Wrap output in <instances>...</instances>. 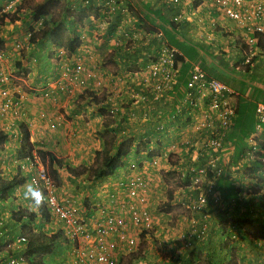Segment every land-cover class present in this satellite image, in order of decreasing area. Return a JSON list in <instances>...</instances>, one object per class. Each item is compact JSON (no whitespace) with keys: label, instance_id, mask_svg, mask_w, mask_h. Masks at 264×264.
<instances>
[{"label":"crops","instance_id":"obj_1","mask_svg":"<svg viewBox=\"0 0 264 264\" xmlns=\"http://www.w3.org/2000/svg\"><path fill=\"white\" fill-rule=\"evenodd\" d=\"M66 1L64 2L65 4L63 3L64 10H68L67 5L72 7V4L76 3L71 0ZM59 2V0H55L53 6H56ZM117 2L120 5V9L116 10V13L112 16L113 19L115 17L117 18L116 25L114 30H111L108 34L105 31L104 34L100 35L93 29L91 18L100 14L97 7L92 6L85 10L74 12L79 13L77 18L75 17V24L77 26L75 29L73 27L70 29L68 26L67 29H70V35L75 32L79 43L71 53L63 49L59 62L50 63L49 57L55 56L57 51L56 49L54 50L55 47L50 44L47 38H35L28 48V56H20V63L29 68L28 70L26 69V72L31 77L28 78L27 84L35 88L36 93L39 95L41 90L48 89L47 91L50 93V96L57 99V103L51 104L48 100H45L47 103L43 102L42 99H38L39 102L35 101L31 95H28L25 102L26 116L24 123L29 131L30 142L33 140L34 142L37 140L47 141L48 138L59 141V146L65 149L63 156L65 157L67 155L70 159L74 158L72 163L82 162L83 164V160L90 156L93 150L100 149L103 140L102 133L108 132L110 128L113 130L110 137L115 141H119L121 137H132L133 140L128 148V152L122 158V164L119 166L120 170L118 169L119 172L117 174L114 171L116 176L110 181V187H112L113 192L115 188L117 194H121L122 197L120 198L121 195H117V199H108L107 201L108 203L116 202L114 203L116 207L120 199H125L123 193L116 186V177L118 179L124 177L130 172L128 165L135 164L134 166L142 171L149 180L145 203L150 211L157 200L155 198L162 199L161 193L156 192L160 189L158 187L160 179L156 180L155 177L159 176L158 171L174 170L180 171L182 174L184 172L180 161L179 165H168L163 154L157 153L149 141V138L154 137L157 140H162V144H166L164 147H168L169 143L167 141L176 135L179 138V145H181L180 141L182 136L177 135L179 131H173L167 128L163 134L154 133L152 124L153 114L156 110H149L148 116L152 118L144 120L143 115L146 113V108L137 102L139 95L144 91V86H146L145 84L148 80L146 75L158 48L163 43L168 42L166 34H170L171 40L176 45H179L180 49L175 45L172 47L179 54H182L184 63H187L189 67L193 63H199L202 70L212 77L227 74L228 77H224V81L220 80L226 84L227 81H231L230 78L233 76L232 67L235 69L234 62L239 63L243 59L230 46V40L232 38L237 39L241 32L220 11L210 9L205 0H182L183 4L181 2L169 4L167 0H117ZM177 13L188 15L187 20L179 21L178 19H173ZM64 16L67 17V15H62V18L65 20L66 18ZM171 25L174 27L173 30L170 28ZM108 26H106V30ZM68 30H66V34ZM156 32H160V35L157 36L155 34ZM0 38H3L4 46L6 45L7 50H10L9 46H11V42L9 45L8 38L5 41V37L1 33ZM191 56L194 59L191 60ZM75 64L82 65L83 71L80 76L83 77L84 83L81 86L73 82L65 81V77L62 76L65 70L71 72ZM263 65L264 53L258 52L250 64L249 70L245 71L250 72L251 75L255 74L256 79H258L251 81L250 85L264 91ZM189 67L184 73V78L188 75ZM30 69L31 72L29 71ZM51 70H56L57 73H61V77H58L56 80H62L64 82L63 86L50 82L53 80L45 82L51 79L48 77L52 73ZM180 74L181 71L179 69ZM181 85L182 83H180ZM250 85L246 84L243 90L239 91L237 89L236 91L228 84L229 87L243 97L251 95L253 87H250ZM173 91L175 94L174 98L177 99L181 95L180 89L174 87ZM258 96L260 98V94ZM75 99L78 101L73 102ZM56 104L58 107L55 108ZM111 107L117 108L113 110ZM62 113L67 115V120L62 117ZM40 115L43 117L41 118ZM51 116L54 117L52 121L50 120ZM119 126L124 127V131L116 130L117 127L118 129L120 128ZM15 132L16 130L13 129L11 135ZM142 132L148 134L147 137H144V140L149 142L146 143L142 150H139L136 145V137ZM15 139V137L10 136L5 142L7 145H4L5 143L3 144V152L5 154L7 153L8 156L11 153L6 151L7 148L9 150H12L14 147L17 148ZM74 141L79 143L78 148L74 149L72 145ZM148 152L152 153V157H146V153ZM237 160L235 163L231 161L232 165H235ZM151 161L154 162L151 163ZM246 167L249 169L248 166ZM226 170L227 172H231L227 175H230L229 177L240 186L252 182L249 184H254V186L263 190L264 170L261 172L257 171L258 173L255 172V174L251 171V175H255L251 179L247 178L245 174H240L241 168L239 167L231 169L228 166ZM20 175L26 177L23 173ZM75 178H78V176L70 179L71 182L69 181L65 186L70 193L73 192L70 190L73 187L72 185L77 181ZM26 184L27 181L14 189L12 196H15V199H23L22 193L24 185ZM179 191L185 192V188ZM176 192L178 193L177 189L173 192V195L177 194ZM262 192L259 194H262ZM177 198L178 196H176ZM178 200L180 201L181 199ZM252 200L258 201V199ZM2 203L9 205L7 200ZM206 208L205 221L207 229L202 235H200L199 216L190 213V211L185 217H181V215L174 217V228L169 226L170 229H168L169 227H162V219H165L168 215L162 214L161 217L159 216L155 219V224L159 228L155 233H152V236L156 237L168 229L161 236L165 238L159 240V247H146L141 249V253L145 256L139 258V261L136 260L133 264H190L191 257L188 252L191 249L188 251L187 249H183L182 246L177 245L176 242L174 243V237H181V243L184 246H188L195 239L199 243L196 245L192 243L189 246L195 252L197 251L198 244H201L202 248L200 252H205L206 243L212 238H218L220 228L215 222H218L220 216H223L220 211L216 212V207H214L213 203H208ZM160 220L161 222H159ZM193 220L195 222H192ZM183 223L184 225H182ZM176 225L182 226L180 227L181 231L177 235L174 234ZM130 228V225L127 226L126 231H129ZM51 232L53 231L51 230ZM142 233L144 234L143 239H148L147 233ZM129 234L134 236L135 241L137 240L136 233ZM68 248L70 250V247H67L66 251ZM255 257V261L257 262L259 257ZM194 258L195 256L191 259ZM222 261H225V259Z\"/></svg>","mask_w":264,"mask_h":264},{"label":"built area","instance_id":"obj_2","mask_svg":"<svg viewBox=\"0 0 264 264\" xmlns=\"http://www.w3.org/2000/svg\"><path fill=\"white\" fill-rule=\"evenodd\" d=\"M71 1L76 2L78 8L82 10L92 6L98 8L100 14L93 16L91 22L94 31L100 35L105 33L106 26L112 23L113 14L120 9L117 0ZM167 1L169 4L180 2L183 4L182 0ZM14 2L17 0H8L0 13L14 10ZM205 2L210 9L220 11L240 30L239 37L230 40L231 49L236 50L243 57L239 62L240 65L251 64L252 57L258 52L264 53L258 47L259 40L264 39V0H205ZM187 18L188 15L184 13H177L173 17L179 21ZM6 21L8 22L7 19ZM40 24V20L31 22L32 28H27L24 33L28 41L20 43L17 40L12 49L21 51L27 48L31 34ZM155 34L159 36L160 32ZM56 51L55 56L61 58L63 48H58ZM9 55V51L0 48V131L9 133L15 129L16 132L13 134L21 138L19 122L24 120L26 112L22 107L24 100L22 95H15L18 87L13 84L12 72L6 70L4 66L9 60ZM177 55H179L177 50L167 43H163L158 48L146 75L148 79L146 86L137 102L146 108L144 120L152 118L147 116L149 110H156L153 114V132L163 134L167 130L166 123H174L175 130L179 131L177 135L182 136L180 144L186 145L192 142L195 146L183 172L184 175L189 176L188 188L179 199L182 204L185 203L184 206L190 213L199 216L200 235H202L207 229L205 207L208 201L213 204L218 202V192L214 189V184L223 172L227 171V167L231 169L243 167L239 162L253 161L257 153L260 155L257 156L258 159L264 163V103L256 102L254 106L256 130L248 135L247 146L239 155L237 163L232 165L230 158L232 147H224L222 141L235 111L234 101L232 102L231 99L232 97L235 99L238 93L222 81L207 75L198 63H193L189 67L184 86L178 85L179 63L175 60ZM82 71V65L75 64L71 72L65 70L62 76L65 77V81L81 86L84 83L83 77L80 76ZM53 82L56 83V80ZM57 83L63 86L64 82L59 80ZM174 87H178L181 92L177 99L174 98ZM47 90H41L40 94L45 97L50 96ZM116 108L111 107L113 110ZM194 133L198 135L197 140L189 141V136ZM13 163L18 172L27 174L28 183L34 180L44 192L47 198L45 206L50 216L59 223L69 240L72 264H118L121 243L129 247L134 244V238L125 233L126 225L148 230L154 224L145 203L149 180L134 166L135 164H129L130 172L116 180V186L125 196V199L117 205V209L109 210L107 207L98 206L93 208L95 210L89 216V220L84 221L74 208L66 207L56 200L55 186L51 177L35 153H31V157L14 158ZM6 219L5 212L0 211V264H27L20 246L21 243L25 244L24 235L17 234L14 241L18 242L17 250L13 255H8L10 244H6L1 235V228ZM6 230L4 227L3 231ZM231 230L236 231L234 227ZM5 238L7 239V235ZM263 245V241H256L258 249L262 250ZM260 264H264L263 257L260 259Z\"/></svg>","mask_w":264,"mask_h":264},{"label":"rangeland","instance_id":"obj_3","mask_svg":"<svg viewBox=\"0 0 264 264\" xmlns=\"http://www.w3.org/2000/svg\"><path fill=\"white\" fill-rule=\"evenodd\" d=\"M7 1L8 0H0V12H1V9H4V7L6 6ZM59 1L60 2L58 4H56V6H53V3H52L47 8L48 13H47V16L45 17L46 20L48 19V17H51L55 20L61 21L62 15H67L68 18L77 17V15L79 13H74L75 11H77V7H78L76 5V3H74V7L67 5L68 9L71 10V12H72L71 13L67 9L64 10V4H65L64 2L66 0H59ZM38 3H40V0H17V2H14V4H13V9H15V11H13V10L9 11L7 13V16H4L3 13H0V33L3 37H5L4 38L5 41L8 38V44L9 45L11 42V46H9L10 49L11 48L14 49V47H15L14 42L17 40L20 41V43H25L26 41H28V39L23 38V37H25V34H24L25 30H27V28L29 26V22L31 20L29 15H28V11H30V9H33L35 7V5ZM66 3H67V1H66ZM4 17H6V18H4ZM11 17H17L18 19L11 20ZM6 19L8 20V22L6 21ZM44 25H45L44 27H46V23ZM76 26H77V24L73 28L75 29ZM41 31L42 30H40L39 32L38 31L34 32V35H35L34 38L39 37ZM9 38H14V39H9ZM30 46H31V44H29V46H27V48H24L21 51L15 50L16 52L20 51L19 54L12 56L13 59L8 60V62H6L4 64L6 70H10L12 72V75L14 77L13 84L18 87L17 88L18 91L15 92L16 93L15 95L21 94L23 99H24L23 104H22V107H24V110H25L26 98L28 95H31V97L34 98L35 101H38V102H39V100L42 99L43 102H46L45 100H48L51 104H53L55 102L57 103V99H55L51 96L45 97V96H42L41 94L39 95L38 93H36L35 88H32L31 86H29L27 84L28 78L31 77L28 74V72H26V69L28 70L29 68L22 65L20 63L19 58H20V56L21 57L28 56V54H29L28 48ZM0 48H2V47H0ZM49 58H50V63H57L60 61V58L57 56H52ZM260 63L263 64L262 61H260ZM241 66L242 65L238 64L237 68H240ZM263 69H264V65H263ZM247 70H249V69H247ZM29 71L31 72V69ZM51 72L52 73L49 74V76H48L51 79H48L45 82L50 81V80H56L58 77H61V73H57L56 70L55 71L51 70ZM232 73H233V76H232V78H230L231 81H227L226 84L227 85L229 84V86H231L234 89H242V90H243V85H245L246 82H249V79L252 78V75H253V74L251 75L250 72H246L243 69H234V67H232ZM221 75H215L214 77L219 79V80H223V81L225 80V78L228 77L227 74H221ZM50 82H53V81H50ZM181 86H184V84H182ZM77 101L78 100L75 99L73 102H77ZM59 103H60V101H59ZM56 107H58L57 104L55 105V108ZM60 108H61V106H60ZM58 112H59V110H58ZM59 113H61V112H59ZM42 117L43 116H41V118ZM62 117L66 120L68 119L67 115H65L64 113H62ZM53 118L54 117L51 116L50 120L52 121ZM23 121H25V120H23ZM174 125H175L174 123L173 124L166 123V127L172 129L173 131H175ZM176 126H178L177 123H176ZM110 134H111L110 132L109 133H107V132L102 133V137H103L102 145L105 142L111 140ZM37 141H39V140H37ZM65 141H67V140H65ZM145 141H147V140H145ZM149 141L152 143L151 145H152V147H154V150L156 149L155 151H157V153L159 152L160 154H163V157H164V159L168 165H173V164L179 165V161L182 158V155L184 154V149H182L180 147L179 142H178L179 138L176 135H175V137H171L170 140L167 141V143H169L168 147H164V145H166V144H162V142H163L162 140H157L154 137L149 138ZM149 141H147V142H149ZM32 142H34V140ZM40 142H43V146L45 148H47L51 153H53L56 157H58L61 160V167H58L56 165H52V167L50 166V168H53L56 170V174L52 177L48 171V167L46 166V164L42 163L41 160L39 159V161L43 164L46 172L51 177V181H52L53 185L55 186V197H56V200L60 204L66 206V207L74 208L76 210V212L80 215L81 219L84 221L89 220V218H90L89 216L95 210L93 208H96L98 206L107 207L109 210L117 209L114 206V203H116V202L108 203L107 200L108 199H115V198L117 199L116 196L121 195V194H117V190L115 188H114V192H113L112 187H110V184H111L110 181L114 179L116 174L119 172L120 167H117L114 170L116 172V174H114V172H113L112 174H110L106 177H103L102 179H95V180L88 179L86 173L83 170L87 169L93 163V161L95 159V151L96 150L92 149L93 152L91 153L90 156L85 158L86 160L85 159L83 160V164H82V162L72 163L74 158L70 159L69 156H67V155L65 157L63 156L65 153V149H64V147L62 148L61 146H59V144H58L59 141H54L51 138H48L47 141L42 140ZM3 144L0 146V149H2V154H0V176H6V175L11 174V173H12L11 175L22 174L21 172L17 171V169L15 167V163H13L14 157H16V155H14L13 152H15V154H16V148L14 147L12 150H9L7 148L6 151L11 153V155L8 156L7 153L5 154L3 152L4 151ZM4 145H7V144L5 143ZM15 145H16V143H15ZM15 145H12V146H15ZM72 145H73L74 149L79 147V143L77 141H74V143ZM72 145L70 144V146H72ZM137 147L139 150L143 149L142 145L138 144ZM100 149H98V150H100ZM72 153H75V152H72ZM257 156L259 157L260 155H258V153L255 154L254 160L258 159ZM17 158L20 159V157H17ZM239 163H241L245 167V168L239 167V168H241L240 174H242V175L245 174V175H247V178H250V179L255 177V175H251L250 170L246 167V166L249 167V164H251V161L245 160L244 163L241 161ZM66 165H68L69 167H75V169H77V171L80 173V174L76 175V176H78V178H75V179H77V181H75L74 184L72 185L73 187L70 190H72L73 192H71V193L67 191L68 189L65 186L69 183L70 179H74V175H72L71 173H68L66 171V167H65ZM263 165H264V163H263ZM158 172H159L158 173L159 176L158 177L155 176V177H156V180L160 179V183L158 186V187H160V189H159V191H156V192L161 193L162 199L155 198L157 200L153 204V206L151 207V210L149 211L150 216L152 217L154 224L148 230H141L139 228L130 226L131 228L129 229V231H126L127 226H129V225H126V227H125L126 235H130L129 233H132V234L136 233V239L137 240L135 241V244H133V246H131V247L126 246V245H124L122 247L123 244H121L119 246L120 250L118 251L119 252L118 257H120L121 255H123V257H125V255L127 253H132L133 256L135 257L130 264H133L136 260L145 256L143 253H141V249H144L146 247H153L154 248V247L160 246L159 240L165 238V237L164 238L161 237L162 234L166 233V231L168 229H170L169 226L174 228L173 227V224L175 221L174 217H177V215H181V217H185L187 214H189V209L184 206L185 203L182 204V203H180L181 200L180 201L178 200L180 198V196L184 193V192H180L179 190L183 189V188H185V190H187V188H188V186H187L188 182H186L183 179L181 172L180 171H174V170H168V171L159 170ZM225 174H227V173H225ZM25 175H26V173H25ZM71 176H73V177L71 178ZM223 176H225V175L223 174ZM116 180H118V177H116ZM26 181H27V179H26ZM27 183H28V181H27ZM249 183H252V182H249ZM249 183H247L241 187L242 196L243 197L246 196V198H247L249 195H252L254 197L258 195L256 197V199L259 200V198H260L259 193L261 191H263L262 193H264V188L262 190L261 188L254 186V184H249ZM258 188L260 189V191ZM176 189L178 190V193L176 192L177 194L173 195V192ZM111 194L113 197L111 196ZM176 196H178L177 199H176ZM121 197H122V195L120 196V198ZM65 198H67V199H65ZM120 201H121V199H120ZM120 201H118L117 203L119 204ZM260 201L262 203H264V197L263 198L261 197ZM7 202L9 205H7L6 207L9 209H12L11 211L15 212L20 205H22L24 207L22 209H27L26 202L23 201V199H15V196L14 197L11 196L10 199L7 200ZM215 206H216V208H215L216 212L221 211L220 209L225 207L226 217H230V215H238L239 213H241V211L243 212L242 208H239L240 212H236V209L231 207L232 205L224 206L220 202H218V204L217 203L214 204V207ZM247 206L248 207L250 206L248 213L250 214L251 222L249 224L243 225V229H239V231H237V232L232 231L231 234L224 235V237H222L221 240L219 238L222 235L219 233L218 238H212L209 242L206 243V251L205 252H202V251L200 252L199 250L194 252V249H193L192 257L195 256V258L194 259L190 258V262H191L190 264H213L212 262L210 263V259H212V258H215V261H217V262H222L223 259L227 258L226 255L229 256V260L233 264L238 263V262H244L245 264H260L261 257L264 258V245L262 246V250L258 249L256 247V245L253 243V241H251L249 238H252L251 235L256 233L255 228L257 227L258 223L263 222V220H262V216H260L261 215L260 214V207L257 205L256 200L249 199L248 202L246 203L245 207H247ZM209 211H211V210H209ZM162 214L168 215L165 219H162L163 220L162 227H169V228L166 231H163L161 234H158L156 237L155 236L153 237L152 233H155V231L159 228V226L157 227V224H155V222H156L155 219H157L159 216L161 217ZM51 218H52V221L49 223V226L44 225L43 228L45 227V229L48 231L59 229V227H60L59 223L55 220L54 217H51ZM35 220H38V217H36ZM159 222H161V220ZM216 223L218 224L217 221L215 222V224ZM182 225H184V223ZM50 226L52 228H50ZM180 227H182V226L176 225L174 234L177 235L181 231ZM19 229H21V228H19ZM143 231H146V233L148 235V239H146V240L143 239V237H144V234L142 233ZM174 238H176V236ZM219 242L220 243L225 242L226 247L222 248V249L217 248V245ZM192 243H196V241L194 240V241H192ZM192 243H189V245H192ZM263 243H264V241H263ZM189 245L185 246V247L182 246V248L187 249L189 251L190 249H192L191 246H189ZM57 248H59L60 253L57 251ZM66 249H67V247H65V245H58L55 248L54 252L57 253V256L59 257L58 259L62 260L63 264H70L69 259L72 260V257L70 255L71 252H70L69 248L67 251H66ZM57 256H55V257H57ZM255 256L259 257V260L257 262L255 261V258H256ZM53 260H56V258H54ZM212 261H214V260H212Z\"/></svg>","mask_w":264,"mask_h":264},{"label":"trees","instance_id":"obj_4","mask_svg":"<svg viewBox=\"0 0 264 264\" xmlns=\"http://www.w3.org/2000/svg\"><path fill=\"white\" fill-rule=\"evenodd\" d=\"M54 1L55 0H41L40 3L36 4L33 9H30L29 16L32 21H38V20L41 21V28L36 30L38 32L42 30L38 37L39 39L47 38L52 46L62 47L67 52L71 53L72 51L75 50V48L78 46L79 43V40L75 32H73V34L70 35L71 27H74L76 25L75 17L72 18L66 17L65 20L62 18L61 21L48 17V19L46 20L45 17L47 16L48 13L47 8ZM81 10L82 9L77 8V11H81ZM69 11L71 12V10ZM4 15L7 16V14ZM16 18L17 17H11V20H14ZM116 20H117L116 17L112 20V23L108 26V29L106 30V34H108L111 30H114V27L116 25ZM45 23H46V27H44ZM68 26L70 27L69 30L67 29ZM29 28L31 27L29 26ZM170 28L172 30L174 29L172 25L170 26ZM66 30H68L69 34L65 33ZM34 36L35 35L33 33L32 36L30 37L31 41L35 39ZM166 39L168 41L167 44L169 46L175 45L180 49V46L176 45V43L173 40H171L170 34L168 33L166 34ZM2 41L3 38L2 39L0 38V47L3 43ZM258 47L264 51V39L261 38L259 40ZM254 58L255 57L251 58V63L253 62ZM190 59L191 60L194 59L193 56H191ZM175 60L178 61V63L180 64L179 69L181 71V74L178 77V83L180 82L182 84H185L186 78H184V73L186 72L189 66L187 63H184L182 54L177 55ZM234 64H235V69L247 70L250 67V64H245L242 65L240 68H237V64L239 63L234 62ZM253 80L254 81L258 80L256 79L255 74L252 75V78H250L249 82H246L245 85H243V87H245L246 84L250 85L251 81ZM250 87L253 86L250 85ZM235 90L237 91V89ZM238 90L241 91L242 89H238ZM259 94H260V98L258 96ZM231 101L232 102L234 101L235 111L231 116L228 128L225 130L224 138L222 142L224 147L226 146L232 147L230 158L235 163L239 155L243 152V149L247 146L246 139L248 135L254 133L256 130L255 128L256 124L254 119L255 118L254 106L256 102L264 103V91L254 86L252 88V92L250 96L243 97L238 94L235 99H233L232 97ZM19 128L21 130L22 137H21V142L18 145H16L17 156L22 158L25 156L31 157V152H34L35 155L38 157V159H40L42 163L46 164L50 175L53 177L56 174V170L50 168V166L52 167V165H56L58 167H61V160L58 157H56L53 153H51L47 148H45L43 146V142L40 141L30 142L29 132L27 126L24 123H20ZM123 128L124 127H120L118 129L117 127L116 130L124 131ZM109 132L113 133V130L110 128V130H108L107 133ZM147 136L148 134L146 132L139 133V136L136 137L137 145L139 144L144 147L147 143V141L144 140V137ZM197 136L198 135L196 133L191 134L189 136V141L197 140ZM7 138L8 136L2 131H0V146L7 140ZM110 139H111L110 141H107L102 145L100 150L95 151V159L93 163L87 169L83 170L86 173L88 179H93V180L100 179L112 174L114 170L122 164V158L126 156L128 152V148L133 140L132 137H128V138L121 137L119 141L113 140L112 137H110ZM180 147L184 149V154L180 159L181 162L180 164L184 170L185 165L190 161V154L193 148H195V146L192 142L191 143L188 142L186 145L181 144ZM146 154H147L146 157H152V153L148 152ZM65 167H66V171L74 176L80 174L77 171V169H75V167H69L68 165H66ZM249 170L250 172L252 171L253 174H255V172L257 171L260 172L263 171L264 170L263 162L260 159L251 161V164H249ZM225 173L230 174L231 172L230 173L229 171L223 172L225 176H223L222 174L214 184V189L218 192V202L222 203L224 206L232 205L231 207L235 208L236 212H240L239 208H242L243 212L241 211V213H239L238 215H230V217H226L225 207L220 209L221 210L220 213H222L223 215L220 216V219L218 221V227L220 228L219 233L222 235L221 238L224 237V235L231 234L232 227H234L237 232L239 231V229H243V225L249 224L251 222V217L250 214L248 213L250 206L249 207L248 206L245 207V206L249 199H256V197L258 196L257 195L254 197L252 195H249L247 198L246 196L243 197L241 194L242 186H240L238 183H235L234 180L229 177L230 175H227ZM188 177H189L188 175H183V179L186 182H188L189 180ZM26 179L27 177H23L20 174H15V175L8 174L6 176H0V211H4L7 217L5 224L3 226V228L6 227L7 230L4 232L3 228H1L2 231L1 235L2 238L5 239V243L10 244V247L8 248V255H13L17 250L16 245H18V242H14L16 240L17 234L24 235L26 233L24 235L26 237L25 244L21 243L20 246L23 250V258L27 264H63V261L58 259L59 257L57 256V253H55L54 251L58 245H65V247H69V240L67 239L66 235L63 233L61 227H59V229L57 230H52L53 232H51V230L49 231L46 230L45 227L43 228L44 225L49 226V223L52 221V218L46 206L44 205L38 212H30L27 209H22L24 207L19 206L18 209L14 212L11 211L12 209L6 207L7 204L2 203L5 202L6 200H9L14 192V189L17 186L24 183ZM121 192L123 193V191ZM259 195L260 198L256 203L260 207V214H261L260 216H262L263 222L258 223L257 227L255 228L256 233L251 235L252 238H249L251 241H253L255 245H256V241L258 240L264 241V203L260 201L261 197L262 198L264 197V193ZM123 200L124 199H121V201ZM208 203H212V202L208 201L207 204ZM36 217H38V220H35ZM50 228L52 227L50 226ZM6 235H7V239L5 238ZM181 241H182L181 237H176L174 243L176 242L177 245L184 246L181 243ZM197 243L199 242L197 241L194 245H196ZM225 247H226L225 242H221V243L219 242L217 245V248L219 249ZM201 248L202 245L198 244L196 250L200 251ZM57 251L58 252L60 251L59 248H57ZM188 253L190 257L193 258L192 257L193 249H191ZM226 257L227 258H225V261L222 262H217L215 261V258H212L210 259V263L212 262L213 264H233L232 262H230L229 256L226 255ZM54 258H56V260H53ZM134 258L135 257L133 256L132 253H127L125 257L121 255L120 257H118L117 260H118V264H130Z\"/></svg>","mask_w":264,"mask_h":264},{"label":"clouds","instance_id":"obj_5","mask_svg":"<svg viewBox=\"0 0 264 264\" xmlns=\"http://www.w3.org/2000/svg\"><path fill=\"white\" fill-rule=\"evenodd\" d=\"M13 11H15V9L13 10ZM29 13H30V11H28V15H29ZM3 14H7V13H3ZM5 16V15H4ZM30 17V16H29ZM4 18H6V17H4ZM16 19H18V18H16ZM31 19V18H30ZM31 22H34V21H32V20H30V22H29V26L31 27ZM29 26H28V29H31V28H29ZM41 28V24H40V26L36 29V30H38V29H40ZM35 30V31H36ZM34 31V32H35ZM33 32V33H34ZM32 33V34H33ZM32 34H31V36H32ZM30 36V37H31ZM35 40V39H34ZM33 40V41H34ZM33 41H29L30 42V44L31 43H33ZM3 42V41H2ZM1 47H2V49H4V50H6V51H9V53H10V55H9V60L10 59H13V57L12 56H15V55H17V54H19V52H15L12 48L10 49V50H7V47L6 46H4V44L2 43V45H1ZM55 47V46H54ZM57 48H62V47H57ZM56 47L54 48V49H57ZM64 49V48H63ZM65 50V49H64ZM264 52V51H263ZM8 62V61H7ZM6 63V62H5ZM200 66V65H199ZM202 69V68H201ZM185 81H186V79H185ZM178 85H180V82L178 83ZM20 123H24V121L22 120L21 122H19V124ZM25 124V123H24ZM19 131H20V133H21V130H20V128H19ZM3 133H5L7 136H8V138H7V140L9 139V137L10 136H13V137H15L16 139H15V142H16V145H18L20 142H21V138H19L18 136H16L15 134H13L12 133V135H11V132H4V131H2ZM29 132V131H28ZM21 137H22V133H21ZM6 140V141H7ZM5 141V142H6ZM30 141V140H29ZM17 149V148H16ZM31 153H34V152H31ZM0 154H2V149H0ZM13 154L14 155H16V157H14V158H17V157H19V156H17V154H15V152H13ZM21 158V157H20ZM25 175V174H24ZM25 176H27V174L25 175ZM22 198H23V201H25L26 202V205H27V209H28V211H30V212H38L45 204H46V202H47V198L45 197V194H44V192L39 188V186L36 184V182L33 180L32 182H29V183H27L26 185H24V189H23V193H22ZM116 208V207H115ZM143 232H146V231H143ZM132 236V235H131ZM133 238H134V236H132ZM134 244H135V238H134ZM71 259H69V263L70 264H72L71 263V261H70Z\"/></svg>","mask_w":264,"mask_h":264}]
</instances>
